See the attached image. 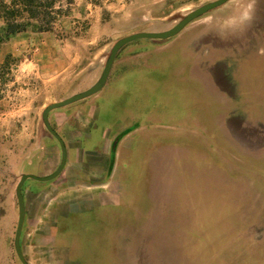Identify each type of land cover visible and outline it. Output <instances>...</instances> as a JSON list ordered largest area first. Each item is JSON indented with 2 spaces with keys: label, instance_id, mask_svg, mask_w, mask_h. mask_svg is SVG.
<instances>
[{
  "label": "rangeland",
  "instance_id": "obj_1",
  "mask_svg": "<svg viewBox=\"0 0 264 264\" xmlns=\"http://www.w3.org/2000/svg\"><path fill=\"white\" fill-rule=\"evenodd\" d=\"M207 1L72 0L73 14L45 32L86 63L105 59L117 38L168 29ZM139 41L120 55L134 57L135 70L106 84L96 136L82 141L98 144L102 128L128 116V125H141L117 138L119 202L94 208L90 223L88 214L60 219L67 261L264 264V0H228L169 39ZM83 77L53 84L34 97L36 106L78 92ZM16 146L23 145L6 143L0 128V264H20L10 246L15 186L21 170L36 166H23L27 150Z\"/></svg>",
  "mask_w": 264,
  "mask_h": 264
},
{
  "label": "crops",
  "instance_id": "obj_2",
  "mask_svg": "<svg viewBox=\"0 0 264 264\" xmlns=\"http://www.w3.org/2000/svg\"><path fill=\"white\" fill-rule=\"evenodd\" d=\"M133 60L134 57L119 56L100 91L50 111V123L66 143L67 159L56 178L41 184L28 183L23 191L25 220L20 243L30 264H75L67 261L68 248L62 239H57L60 219L88 214L90 223L94 208L119 202L115 197V176L121 140L117 143L113 159L111 150L115 137L131 126L126 123L129 116L126 121H118L112 126L110 132L102 128L98 144L84 146L82 141H90L96 136L94 128L103 119L100 103L105 93L112 90L113 84L131 77L132 73L124 67L130 69ZM104 61L103 54H95L88 62L79 63L78 55L66 54L53 46L46 32L19 34L0 45V68L6 70L0 72V128L6 143L26 147L22 150L16 146L18 153L27 150V154L19 157L22 165H36L35 169L27 168L20 174L47 175L56 169L60 161L59 145L48 134L41 120L45 103L36 106L34 97L40 96L53 84L70 80L78 74H85L80 89L87 88L99 77ZM109 82L112 86L105 90ZM127 105L124 109L131 117L134 105L131 102Z\"/></svg>",
  "mask_w": 264,
  "mask_h": 264
},
{
  "label": "water",
  "instance_id": "obj_3",
  "mask_svg": "<svg viewBox=\"0 0 264 264\" xmlns=\"http://www.w3.org/2000/svg\"><path fill=\"white\" fill-rule=\"evenodd\" d=\"M227 1L228 0L207 1L199 5L198 7L188 11L185 15L180 17L179 20L173 26H171L168 29H165L162 31L141 30V31L132 32L130 34L117 38L112 43L109 49V52L105 57V61H104L101 73L94 83H92L87 88L81 91L75 92L65 98L49 102L43 107L41 111V120L48 134L51 137L55 138L58 142V145L60 148V161L56 169L47 175L22 173L15 186V197L17 200L18 215H17V222H16L14 236H13V246H14L15 254L22 264H30L23 254L21 243H20V237H21V233L23 229L24 220H25V201H24V194L22 192V186L28 178H32L33 180H38V181H49V180L56 178L62 172L65 166V163H66V159H67L66 143L63 137L51 125L50 120H49L50 111L66 106V105H69V104H72L74 102L87 98L91 95H94L98 91H100L102 87L105 85L111 73V69H112L113 63L115 61V58L118 52L127 43L132 42L137 39H141V38H148L152 40L169 39L177 35L188 23L201 17L207 12L223 5Z\"/></svg>",
  "mask_w": 264,
  "mask_h": 264
},
{
  "label": "trees",
  "instance_id": "obj_4",
  "mask_svg": "<svg viewBox=\"0 0 264 264\" xmlns=\"http://www.w3.org/2000/svg\"><path fill=\"white\" fill-rule=\"evenodd\" d=\"M70 4H72V0H0V45L19 34L51 31L56 22L62 23V19L64 17L73 14ZM79 22L80 21H76V23L82 28L87 27L84 21H82L81 24ZM139 40L140 39H137L124 45L118 52L115 60L131 44L138 42L143 43V41ZM133 52L136 53L137 50H134ZM135 65L136 64L131 65V73L135 70ZM0 70H2V68H0ZM140 126L141 125L127 127L115 137V140L117 141V138L120 139L134 128H138ZM116 141L112 143V159L116 153ZM26 181L22 186V192L27 184ZM15 201L18 212L17 200L15 199ZM10 246L11 248L14 247L13 236L11 237ZM14 256L15 260L20 262L15 254V251ZM20 264L22 263L20 262Z\"/></svg>",
  "mask_w": 264,
  "mask_h": 264
}]
</instances>
